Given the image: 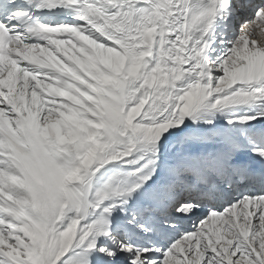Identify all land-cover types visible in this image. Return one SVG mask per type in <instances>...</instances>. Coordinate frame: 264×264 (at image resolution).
I'll use <instances>...</instances> for the list:
<instances>
[{
  "label": "snow or ice",
  "instance_id": "1",
  "mask_svg": "<svg viewBox=\"0 0 264 264\" xmlns=\"http://www.w3.org/2000/svg\"><path fill=\"white\" fill-rule=\"evenodd\" d=\"M264 0H0V264H264Z\"/></svg>",
  "mask_w": 264,
  "mask_h": 264
},
{
  "label": "clouds",
  "instance_id": "2",
  "mask_svg": "<svg viewBox=\"0 0 264 264\" xmlns=\"http://www.w3.org/2000/svg\"><path fill=\"white\" fill-rule=\"evenodd\" d=\"M261 39L264 41V33L261 34Z\"/></svg>",
  "mask_w": 264,
  "mask_h": 264
}]
</instances>
